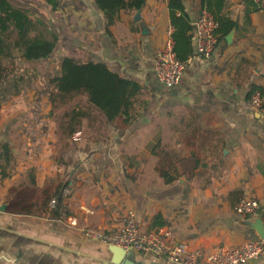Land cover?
Instances as JSON below:
<instances>
[{
    "label": "crops",
    "instance_id": "obj_1",
    "mask_svg": "<svg viewBox=\"0 0 264 264\" xmlns=\"http://www.w3.org/2000/svg\"><path fill=\"white\" fill-rule=\"evenodd\" d=\"M8 1L45 20L61 56L54 76L51 70L42 75L33 69L14 71L9 83L18 84L17 93L0 105V147L7 145L15 154L0 181V207L5 206L0 211V264H112L108 246L83 232H116L130 216L144 233L167 230L205 252L259 239L240 225L244 219L264 221V113L250 106L252 96L264 91V8L258 0H225L224 13L236 24L233 40L218 41L208 56L197 53L195 22L203 0H179L193 27V55L174 88L161 83L155 71L157 52L173 29L171 0H145L142 20L152 30L149 36H142L134 21L137 11H122L108 26L94 0H59L56 12L42 0ZM67 56L103 62L140 83L148 104L138 110L142 117L127 127L110 124L106 143H70L59 150L55 124L45 126L44 133L42 122L49 120L37 109L47 101L36 92L60 73ZM159 131L172 156H197L199 164L176 163L180 173L195 167L196 177L164 182L159 159L151 154ZM31 171V188L40 192L66 177L72 180L65 197L70 215L52 220L38 208L33 214L15 211L24 187L30 186ZM232 193L241 194L240 200H257L256 214L238 215L240 200L234 201ZM157 216L163 226H155ZM130 257V264H170L135 250ZM245 264H264V258Z\"/></svg>",
    "mask_w": 264,
    "mask_h": 264
},
{
    "label": "trees",
    "instance_id": "obj_2",
    "mask_svg": "<svg viewBox=\"0 0 264 264\" xmlns=\"http://www.w3.org/2000/svg\"><path fill=\"white\" fill-rule=\"evenodd\" d=\"M53 11H58L59 0H42ZM96 6L104 13L108 26L113 25L122 11L134 13L140 10L145 0H94ZM203 9L209 11L217 22L216 35L218 41H224L236 28L235 22L224 11L225 0H203ZM180 10V15L176 14ZM170 19L173 27L175 51L179 60L187 62L193 55L192 24L190 17L184 12L179 0L170 2ZM57 37L46 27L44 22L31 16L30 12L14 7L8 0H0V105L8 96L17 93V83H9L20 59L38 63L49 60L57 50ZM144 87L131 79L113 71L103 62H78L72 57H64L60 65V73L43 82L37 95L47 101L39 106L44 118L55 124L56 138L65 148L70 143L99 144L106 143V134L110 124L120 122L123 127L138 121L142 114L138 110L148 106L142 100ZM256 90V89H254ZM250 97V95H249ZM81 127L79 140L73 139L75 129ZM188 128H191L188 125ZM85 129V131H84ZM159 131V139L151 146L152 156L159 159L157 171L164 182L169 185L178 182L181 177H196L195 167L188 172H178L176 163L199 164L195 155L185 158L172 156V152L163 144ZM196 134V131H192ZM15 154L3 145L0 147V172L2 177L7 171ZM59 162L63 163V160ZM128 177L131 174L127 173ZM200 175V174H199ZM30 186L24 187L23 199L16 202L17 213L33 214L38 208L52 220L70 215L65 205L64 191L70 187L71 179L65 178L51 188L42 192L31 188L35 176L31 171L27 174ZM40 194L39 197L37 195ZM231 198L239 201L241 194L232 193ZM35 197L39 198L36 202ZM56 201L53 209L50 202ZM234 206V204H232ZM155 226H163L161 217L155 218Z\"/></svg>",
    "mask_w": 264,
    "mask_h": 264
},
{
    "label": "built area",
    "instance_id": "obj_3",
    "mask_svg": "<svg viewBox=\"0 0 264 264\" xmlns=\"http://www.w3.org/2000/svg\"><path fill=\"white\" fill-rule=\"evenodd\" d=\"M264 8V0H258ZM197 34V53L202 56L210 55L218 45L216 35L217 22L213 15L206 9L197 16L195 22ZM173 29H169L161 49L155 57V71L158 79L168 88L179 85L188 62L178 59L173 40ZM250 106L258 113H264V91L256 92ZM82 134L81 128H76L73 139L79 140ZM3 179L0 172V181ZM67 188L64 193L69 194ZM56 201L50 202L53 209ZM259 209L257 200L243 198L236 206V212L241 217L253 216ZM72 224H76L73 223ZM84 236L100 242L106 246L116 245L126 250L133 249L140 254L150 255L164 259L170 264H245L264 258V240L257 239L246 242L239 248H217L213 252H205L194 249L185 242H179L173 234L167 230H157L144 233L133 217L124 220L123 225L110 234H104L100 230L86 229Z\"/></svg>",
    "mask_w": 264,
    "mask_h": 264
},
{
    "label": "water",
    "instance_id": "obj_4",
    "mask_svg": "<svg viewBox=\"0 0 264 264\" xmlns=\"http://www.w3.org/2000/svg\"><path fill=\"white\" fill-rule=\"evenodd\" d=\"M134 21L140 29L142 36H149L152 34L149 25L142 20V9L136 12L134 15ZM233 35L234 31L226 37L227 42H232ZM0 211H5V206L0 207ZM240 225L255 232L259 239L264 240V221L261 218L255 220L244 219L240 221ZM108 251L112 254L110 260L112 264H130L132 261L130 256L134 250H126L116 245H109Z\"/></svg>",
    "mask_w": 264,
    "mask_h": 264
},
{
    "label": "rangeland",
    "instance_id": "obj_5",
    "mask_svg": "<svg viewBox=\"0 0 264 264\" xmlns=\"http://www.w3.org/2000/svg\"><path fill=\"white\" fill-rule=\"evenodd\" d=\"M29 12V11H28ZM34 14L33 13H31V16H33ZM41 20L43 21L44 19L43 18H41ZM45 21V20H44ZM61 54V53H60ZM58 52H56L55 54H54V56H53V58L51 59V61L50 62H38V63H27V64H23L22 62H18V64H17V66H16V70L15 71H17L18 73L17 74H21L20 72H24L25 70L26 71H30V70H35V72H39L41 75L42 74H44L45 72H48V71H50L51 70V75L52 76H54V72H56V69H58V59H60V55ZM25 74V73H24ZM17 77H18V75H17ZM30 85H32V84H30ZM35 85V84H34ZM40 86V85H39ZM40 88H41V86H40ZM28 89H29V87H28ZM42 116H44L43 115V113H42ZM43 123V129L45 130L46 129V127H50L51 126V124H53V122L52 121H50V123H49V121H48V123L46 122L45 123V121H43L42 122ZM50 125V126H49ZM46 126V127H45ZM78 128H81V127H78ZM82 129V128H81ZM76 130V129H75ZM50 131V130H49ZM48 133V128L44 131V133ZM56 144L58 145V144H60V146L58 145V147H60L59 148V150H63L65 147H63V145H61V142L60 141H56ZM81 144H83L82 142L81 143H78L77 145H76V143H75V146H79V145H81ZM69 189V188H68ZM69 193H70V191H69ZM65 196H67V195H65Z\"/></svg>",
    "mask_w": 264,
    "mask_h": 264
}]
</instances>
